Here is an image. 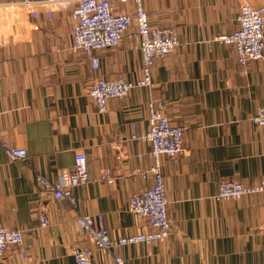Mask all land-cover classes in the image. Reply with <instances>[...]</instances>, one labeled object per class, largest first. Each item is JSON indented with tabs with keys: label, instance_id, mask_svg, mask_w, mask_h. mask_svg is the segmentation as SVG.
Wrapping results in <instances>:
<instances>
[{
	"label": "crops",
	"instance_id": "obj_1",
	"mask_svg": "<svg viewBox=\"0 0 264 264\" xmlns=\"http://www.w3.org/2000/svg\"><path fill=\"white\" fill-rule=\"evenodd\" d=\"M111 1L116 11L133 12L132 3ZM244 4L264 6V0H143L150 24L172 27L179 44L155 62L152 87L110 99L103 114L88 95L94 79L141 77L134 27L118 47L93 53L94 69L90 56L69 50V7L54 9L49 19L42 8L34 20L25 8L10 22L0 15V222L21 230L24 242L0 264H74L75 246L90 248L93 264H116L115 256L123 264H264V193L213 200L221 180L264 179V127L251 122L264 105V57L239 64L231 47L212 42L238 28ZM157 100L172 125L185 127L179 161L160 159L169 235L161 243L118 247L112 257L76 219L101 215L114 238L152 230L128 210L130 198L152 183L133 169L153 163L150 146L130 137L147 130V106ZM2 144L24 149L25 158L10 160ZM77 152L85 154L90 180L75 189L76 204L41 194L37 176L58 180L72 171ZM106 168L112 184L101 180Z\"/></svg>",
	"mask_w": 264,
	"mask_h": 264
},
{
	"label": "built area",
	"instance_id": "obj_2",
	"mask_svg": "<svg viewBox=\"0 0 264 264\" xmlns=\"http://www.w3.org/2000/svg\"><path fill=\"white\" fill-rule=\"evenodd\" d=\"M121 4H133V12L116 11L111 0H23L20 3L0 4V15L5 10L29 9L28 16L34 20L38 17V8L46 11L49 19L54 9L70 8L74 22L72 39L69 46L71 53H83L91 57V65L98 68V58L93 54L103 49L116 48L124 34L132 27L139 38L138 48L142 54L143 66L141 77L135 81L124 79L106 80L94 79L88 89L98 114L107 109L110 99H124L135 88L152 87V68L156 61L174 52L179 41L172 27H157L149 22L143 6V0H117ZM236 22L238 28L225 35H219L212 42L231 47L239 64L250 60H262L264 57V6L254 7L244 4L240 7ZM58 49V47H56ZM148 127L138 135H132L131 140H137L150 146L149 157L153 161L146 171L133 169L132 175L142 178L152 177V183L129 200L128 210L131 214L144 219L151 227L149 232H140L128 236L114 238L102 223L101 215H80L76 219L78 227L89 237L92 244L107 255L113 257L112 251L118 247L133 244H154L165 241L169 235L170 222L166 212L167 199L165 185L160 170V159L166 157L172 163H177L183 155V137L185 127L172 125L165 114V104L151 101L147 106ZM257 127H264V105L257 108L251 118ZM7 157L12 161H22L26 156L24 149L2 144ZM117 159H121L117 156ZM90 180L85 154L77 152L74 155L72 171L64 170L58 180L51 181L43 176H37L40 193L50 194L56 200L76 204L75 189ZM101 180L112 184L114 178L111 170L106 168L101 173ZM264 193V179L251 184H243L237 180H221L213 200L236 201L245 195ZM40 226L48 227L49 221L45 210L39 213ZM22 231L10 229L0 222V259L9 248L23 245ZM26 257V253H22ZM74 264H93L92 250L84 246L72 249ZM116 264H123L120 256L113 257Z\"/></svg>",
	"mask_w": 264,
	"mask_h": 264
},
{
	"label": "rangeland",
	"instance_id": "obj_3",
	"mask_svg": "<svg viewBox=\"0 0 264 264\" xmlns=\"http://www.w3.org/2000/svg\"><path fill=\"white\" fill-rule=\"evenodd\" d=\"M18 10H19V9L5 10L4 13H3V14L5 15V16H4L5 19H8V21L10 22L11 19L14 18L15 14L18 13Z\"/></svg>",
	"mask_w": 264,
	"mask_h": 264
}]
</instances>
